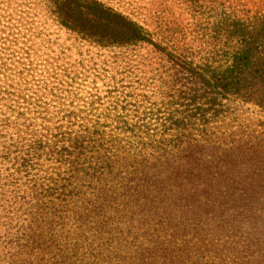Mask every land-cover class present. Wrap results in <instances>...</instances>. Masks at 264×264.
Segmentation results:
<instances>
[{
  "label": "trees",
  "instance_id": "trees-1",
  "mask_svg": "<svg viewBox=\"0 0 264 264\" xmlns=\"http://www.w3.org/2000/svg\"><path fill=\"white\" fill-rule=\"evenodd\" d=\"M113 1L0 0V264H225L264 211V127L222 125L264 111V0H160L175 40Z\"/></svg>",
  "mask_w": 264,
  "mask_h": 264
},
{
  "label": "rangeland",
  "instance_id": "rangeland-1",
  "mask_svg": "<svg viewBox=\"0 0 264 264\" xmlns=\"http://www.w3.org/2000/svg\"><path fill=\"white\" fill-rule=\"evenodd\" d=\"M144 2H146L144 4L150 2L149 5H141V7L144 6L145 10L151 13V19L150 15H146V11L141 9L138 10V14L141 15L136 16V18L138 20L144 18L153 28L159 29L162 36H166L168 40H175L177 37L173 32L180 10L172 4L163 3L160 0H144ZM113 4L117 9L134 15V10L123 6L121 1L114 0ZM157 17H160V19H157ZM165 24L167 29L172 32L164 31ZM222 125H226L228 130L243 131L245 137L247 135L260 137L264 127V111H260L251 105H234L231 107V114L226 117ZM241 216L235 217L240 219L239 225L241 227L239 228L238 238L233 247L231 244L229 248L225 246L229 249L227 252L222 249V258L225 260L222 262L225 264H264V211L260 212L259 217L254 219H248L247 216L245 218L247 223H243L244 226H242ZM221 247L219 246L220 249Z\"/></svg>",
  "mask_w": 264,
  "mask_h": 264
}]
</instances>
